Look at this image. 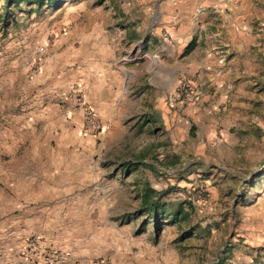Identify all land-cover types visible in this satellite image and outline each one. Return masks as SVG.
Here are the masks:
<instances>
[{
  "label": "rangeland",
  "instance_id": "374dc122",
  "mask_svg": "<svg viewBox=\"0 0 264 264\" xmlns=\"http://www.w3.org/2000/svg\"><path fill=\"white\" fill-rule=\"evenodd\" d=\"M6 1L0 0V147L25 149L26 156L32 150V236L13 253L20 264L44 262L37 252L42 248L39 240L44 239L47 245L67 252L88 248L99 252L105 246L110 250L106 241L92 240L104 232L116 240L119 234L131 236L144 264H264V152L253 147L246 156L238 151L241 136L230 132L235 142L229 147L222 139L207 136V124L193 130L185 115L173 130L174 138L164 126L147 119L135 129L124 110L122 122L101 123L102 132L91 133L83 128L75 100L81 92L77 55L63 31L52 30L61 22L77 21L76 14L60 11L66 4L76 8L83 2L92 7L99 3L63 0L58 9L26 13L24 5L21 11L6 12ZM114 2L142 5L148 0ZM164 35L171 43L172 37ZM140 47L141 43L136 44L118 59L132 52L136 60L125 63L146 60L142 50L135 52ZM155 53L161 55L158 50ZM155 53L147 60H156ZM190 90L189 83L182 81L179 100L183 105L189 102ZM135 118L138 123L143 117ZM21 158L15 156L20 166L25 165ZM72 184L81 185L80 199L70 193ZM111 184L115 188L108 206L113 210L106 220L104 197ZM145 189L165 210L181 205L188 220L168 223L157 236L142 222L146 220L142 213ZM197 226L207 233L200 239L190 238L187 232ZM34 243L38 249L32 247ZM107 257L97 255L91 264ZM107 261L115 264L110 258Z\"/></svg>",
  "mask_w": 264,
  "mask_h": 264
},
{
  "label": "crops",
  "instance_id": "0c3cea01",
  "mask_svg": "<svg viewBox=\"0 0 264 264\" xmlns=\"http://www.w3.org/2000/svg\"><path fill=\"white\" fill-rule=\"evenodd\" d=\"M209 4L217 9L215 15H210ZM203 7L200 16L197 12ZM60 11L77 15V21L61 22L52 31H63L74 48L82 98L102 124L122 122L124 110L131 120L143 117L138 123L132 120L135 129L147 119L164 126L174 138L173 130L185 115L193 130L207 124V136L222 139L229 147L235 142L230 132L241 136L238 151L246 156L253 147L264 152V0H148L142 5L105 0L93 7L84 2L76 8L66 4ZM163 32L172 37L171 43L160 40ZM139 43L138 50L147 59L158 50L161 55L155 54L163 60L116 68L118 57ZM184 80L191 89L185 105L179 100ZM0 148V260L20 264L14 251L32 236V150L26 156L22 148ZM19 155L25 165L15 161ZM81 188L72 184L70 193L80 199ZM114 188L111 184L104 197L106 220L113 210L108 205ZM118 237L104 232L92 240L106 241L112 250L88 248L77 251L78 256L39 240L38 257L42 264H91L97 255L108 256L100 261L110 258L115 264L122 258L123 264H144L141 252L134 251L135 240L128 234Z\"/></svg>",
  "mask_w": 264,
  "mask_h": 264
},
{
  "label": "trees",
  "instance_id": "16d2710c",
  "mask_svg": "<svg viewBox=\"0 0 264 264\" xmlns=\"http://www.w3.org/2000/svg\"><path fill=\"white\" fill-rule=\"evenodd\" d=\"M103 1L105 0H98L97 3ZM71 2H73V0ZM62 4L63 0H7L5 8L7 9L6 12H8L10 8L21 11L20 7L24 5L28 9L26 13H31L33 11L40 12L43 8L58 9ZM6 17H11V15L7 14ZM191 45L189 47H191ZM127 171L129 172L130 170L128 169ZM150 193L151 190L145 189L142 196V213L146 214V220H142V222H147L157 236L168 223L178 225L188 220L189 214L184 212L181 205L174 210H165L164 207L159 206L158 202L151 200ZM144 228L145 224L141 231H143ZM193 232L195 233L193 234ZM205 233H207L205 228L197 226L196 228H191L187 232V235H189L190 238L200 239Z\"/></svg>",
  "mask_w": 264,
  "mask_h": 264
},
{
  "label": "built area",
  "instance_id": "2783aa9c",
  "mask_svg": "<svg viewBox=\"0 0 264 264\" xmlns=\"http://www.w3.org/2000/svg\"><path fill=\"white\" fill-rule=\"evenodd\" d=\"M210 8L213 9V12L210 15H215L217 13V9L214 8L213 6ZM203 13H204V10L200 14V16H203ZM169 39L170 38L167 35H164L161 37L162 42H164L165 44L170 43ZM135 52H137L139 54V50L135 51ZM153 59H156V60L160 59V56L158 54H155ZM134 60H136V56L134 54H132V52H131L127 57L122 56L114 64H115L116 68H120V66L123 63H125L127 61H134ZM75 100H76L77 106H78V108L82 114V117H83V128H85L86 130L90 131L93 134H98V133L102 132L103 127H102L101 122L97 119L96 114L93 111V109L86 102H84L82 95H81V92L76 93ZM32 247L34 249H38L39 245L37 243H34L32 245ZM97 264H111V263L107 260H102V261L98 262Z\"/></svg>",
  "mask_w": 264,
  "mask_h": 264
}]
</instances>
